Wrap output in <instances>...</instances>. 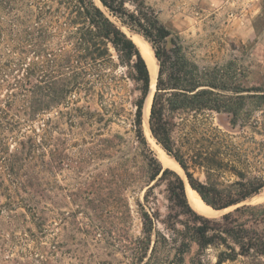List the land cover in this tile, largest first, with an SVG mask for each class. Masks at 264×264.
Listing matches in <instances>:
<instances>
[{
  "label": "trees",
  "instance_id": "obj_1",
  "mask_svg": "<svg viewBox=\"0 0 264 264\" xmlns=\"http://www.w3.org/2000/svg\"><path fill=\"white\" fill-rule=\"evenodd\" d=\"M99 1L153 46L159 75L150 116L152 135L181 165L191 186L208 205L217 210L232 206H237L236 209L220 220L197 213L189 202L183 178L169 168L163 169L148 147L142 129L143 107L151 85L147 61L135 41L95 0H37L36 10L27 11L21 26L16 24L8 30L16 37L1 42L0 92L6 90L8 100L7 109L0 108V128L9 129L4 122L14 125L7 119V111L12 109L17 111L15 125L34 122L60 107L64 109L59 114L72 122L95 118L110 123L122 115L123 108L115 99L108 102L107 97L114 84L125 79L126 74L119 75L118 70L126 67L129 72L126 77L136 82L140 92L135 101L133 125L139 148L143 149L129 154L92 153L90 160L96 155L109 164L94 181L73 190L70 196L78 206L74 215L90 212L100 220L111 214L119 219L131 218L127 190L147 185L145 202L150 203L154 188L150 181L163 179L167 182L171 208L166 221L168 232L155 228L152 213L141 203L143 235L125 237L118 228L117 239L125 243L130 264H186L192 243L197 244L198 250L190 264H229L246 259L250 264H264V202L245 203L264 190V174L253 172L249 157H242L238 151H181L173 135L176 116L183 112L226 111L235 119L239 117L244 109L243 97L221 92L229 90L230 75L223 69H202L187 57L179 35L161 21L158 11L147 0ZM6 31L0 29V34ZM51 43L56 46L51 47ZM31 54L42 57L41 62H36ZM38 72L42 79L35 82ZM94 98L103 104V112L92 109L90 100ZM48 133L49 129L44 128L43 139ZM26 136L12 151L5 137L1 141L0 153H4L0 155V197L4 199L0 201V249L4 253L1 264H31L14 257L15 252L22 257L31 256L39 264H47L49 260L44 253L46 243L37 238L45 237L50 230L51 167L45 154L39 160L41 163L35 161L39 156L36 152L46 148V140L40 142L34 135ZM122 141L121 134L105 138V149L115 150ZM56 157L59 165L65 158L79 163L87 161H75L61 152ZM196 168L203 170L204 181L195 176ZM227 173L230 179H225ZM180 216L187 217L186 221ZM75 223L79 229L82 222ZM29 239L35 242L33 248L28 247ZM210 251L214 252L215 261Z\"/></svg>",
  "mask_w": 264,
  "mask_h": 264
},
{
  "label": "rangeland",
  "instance_id": "obj_2",
  "mask_svg": "<svg viewBox=\"0 0 264 264\" xmlns=\"http://www.w3.org/2000/svg\"><path fill=\"white\" fill-rule=\"evenodd\" d=\"M95 1L105 14L128 35L137 33L143 36L124 25L100 1ZM147 2L158 11L161 21L179 35L187 57L195 61L202 69H223L230 75V88L227 91H221L222 93L243 97L241 100L244 103V109L237 119L232 113L226 111L178 114L173 134L178 147L181 151L191 153L238 151L242 157H249L253 172L264 174V0H147ZM36 3L37 0H0V29L7 30L0 34V44L5 39L16 37L8 30L12 26L16 27V24L21 26L20 23L25 21L27 11L36 10ZM54 30L60 31L58 28H54ZM54 41H58V39H54ZM2 46L3 44L0 45V53L3 50ZM54 46L56 43H51V47ZM31 55L36 62H41L42 57ZM128 73L126 67H121L118 70L119 75L126 74L128 76ZM126 76L125 79H120L116 85L114 84V88L108 94V102L115 99L123 108L122 115L113 118L114 121L110 123L101 122L95 118H84L72 122L67 116L59 114V110L64 109L60 107L51 109L34 122L15 125L16 109L7 111L9 112L7 119L14 122V125H6L7 123L4 122V127L9 129L4 131L0 128V148L4 137L6 138L4 141L11 151L18 147V141L25 135H34L40 142L46 140V148L36 152L39 156L37 155L35 161L41 163L39 160L45 156L51 167L49 176L51 182L49 206L52 209L50 230L45 237L37 238L47 245V252H44L49 258L48 262L46 261L47 264H130V254L125 251L123 246L125 243L117 239L118 228L126 235L125 237L143 235V207L141 204L146 205V210L152 213L155 228L162 232H168L166 221L171 208L167 198V182L159 178L150 181L151 185H154L150 203L145 202L147 185H139L127 190L131 218L119 219L111 214L104 217V220H100L94 213L89 212L88 215L83 213L74 215L73 213L78 209L70 196L73 190L94 181L96 175L109 164L108 160H102L96 155L90 160L89 156L92 153L123 151L122 154H129L143 149V147L139 148L140 144L137 143L133 125L136 112L135 101L140 92L136 82ZM41 79V73L38 72L35 82H39ZM151 85L153 84L151 83ZM151 85L149 94L152 92ZM156 89L157 81L151 108ZM248 89L253 90L249 91ZM6 94V90L0 92L1 109H7L8 96ZM253 94L257 95L252 97ZM82 103L85 102L82 101ZM90 103L93 110L103 112V104L97 98L90 100ZM145 106L146 103L143 107L142 129L148 147L154 152L163 169L169 168L183 178L187 191L188 183L190 187L192 186L181 165L178 163L182 173L165 165L159 158L157 147H161L168 155L170 154L157 142L152 135L151 128L149 131L145 121ZM150 116L151 109L148 116L149 126ZM45 122H48V125L45 126ZM44 128L49 129V133L45 135L46 139L42 137ZM33 130H36L37 134ZM115 134H121L124 141L115 150L105 149L104 139ZM60 152L63 155L68 153L75 161L84 159L87 161L79 163L65 158L59 165L56 154H60ZM1 154L4 153L1 152ZM171 157L175 159L173 156ZM194 171L196 177L205 180L206 177L202 169L196 168ZM224 177L230 179L231 175L227 173ZM3 200L0 197V201ZM260 202H264V190L245 203ZM190 204L200 215L217 220L222 219L224 214L234 211L237 207L215 209V212L209 214L210 216H206L200 213L192 202ZM179 219L186 221L187 217L180 216ZM76 220L82 222L79 229L76 228ZM27 237L32 238L31 235ZM34 245L35 242L29 239L28 247L33 248ZM23 250L29 253L25 248ZM197 250V244L192 243L191 252L186 255V264H190V259ZM210 252L211 259L215 261L214 252ZM3 254L0 249V264ZM13 256L22 261L31 262V264H39L28 255L22 257L20 254L18 255V252H15ZM249 261L246 259L229 264H250Z\"/></svg>",
  "mask_w": 264,
  "mask_h": 264
},
{
  "label": "bare ground",
  "instance_id": "obj_3",
  "mask_svg": "<svg viewBox=\"0 0 264 264\" xmlns=\"http://www.w3.org/2000/svg\"><path fill=\"white\" fill-rule=\"evenodd\" d=\"M99 1V0H98ZM132 32V31H131ZM130 37L135 41V43L138 45L140 48L144 58L147 61L149 70H150V76H151V94L147 96V102L146 106L144 108V113H145V121L147 122L148 129L150 131V126H149V113L151 109V103H152V97H153V91L155 89V84L159 75V65L157 62V58L155 56V52L151 46V44L141 35L137 33H130ZM157 152L159 155V158L162 160V162L180 173H182V170L178 164V162L173 159L170 155H168L161 147H157ZM187 193L190 202L194 205V207L202 214L206 216H210L209 214L215 212V209H213L211 206L207 205L204 200L200 197V195L197 193L196 190H194L192 187L189 186V183L187 185Z\"/></svg>",
  "mask_w": 264,
  "mask_h": 264
}]
</instances>
